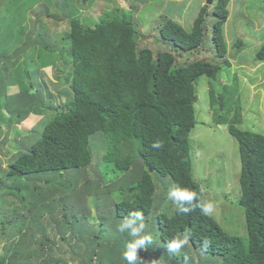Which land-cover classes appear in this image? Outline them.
Listing matches in <instances>:
<instances>
[{"label":"trees","instance_id":"obj_1","mask_svg":"<svg viewBox=\"0 0 264 264\" xmlns=\"http://www.w3.org/2000/svg\"><path fill=\"white\" fill-rule=\"evenodd\" d=\"M55 1L63 12L55 20H68L70 24L67 36L70 49L66 51L65 47H60L59 60L63 63L54 67L58 79L69 85L67 91L71 100L65 111L47 123L28 152L20 153L8 174L21 182L31 175H49L52 181H49L48 193L44 197L39 193L29 196L33 206L42 203L46 197L54 199L58 194L71 193L61 201L64 206L68 199L76 198L74 192L81 203L87 201L88 195L96 202L97 222H89L85 212L87 206L64 210L63 221L66 220L64 225L70 236H67L69 239L62 236L63 241L70 240V252L64 254L65 258L71 257L78 264H127L123 252L132 237L127 232H119L117 237L104 234L102 216L105 213L103 209L99 210L98 203L108 199L113 204L108 210L112 228L126 216L140 211L147 225L146 234L165 246L161 248L164 251L156 252L149 245L151 241L146 242L138 249L143 264H264V134L238 127L244 120L241 109L236 106L239 102L237 90L231 84L221 82L225 69L231 66L226 58L227 46L223 37L231 0H218L217 9L212 12L217 18L212 35L208 28L211 17L208 5L200 10L190 31L162 15L163 23L157 25L161 47L156 53L140 46L144 34L136 14L148 0H123L119 2L122 4L119 8H103L101 20L93 26L84 25L79 17H73L74 0ZM2 7L3 2H0V20L4 13ZM44 11L49 15L47 9ZM17 13L18 9H10L12 16ZM8 20L12 17H3L0 28V48L6 47L0 54V79L6 77L0 84L3 93L11 85L12 72L15 73L9 66L12 57L16 55L14 65L20 60L17 57L20 53L16 54L12 47L13 55L8 53L13 29L9 26L14 23L6 22ZM36 23L40 26L33 30L35 34L20 44L23 47L21 53L30 52L26 59L30 58L32 64L35 63L33 67L38 69L47 63H36L34 55L43 52L44 46L51 54L57 49L51 48L53 43L49 39H39L44 36L40 32L44 25L41 18ZM36 31L39 32L37 35ZM205 46L213 53L211 58L194 59L182 66L179 58L185 54L195 57ZM236 46L242 47L243 42L239 41ZM255 60L264 62V45L256 52ZM202 77L208 80L209 104L215 122L227 125L229 133L239 143L240 204L245 209L247 238L226 232L213 216L203 214L199 208L188 212H180L176 207L166 212L157 210L155 180L159 175L169 176L173 186L185 187L204 199L201 184L193 174L191 149V133L197 125L194 98L198 97L197 85ZM20 90L21 95L28 93L22 84ZM33 99L21 121L31 114L44 116L51 108L44 100ZM47 116H44L45 120ZM99 135L104 136L106 142L102 160L108 166L112 165L113 175L119 177L107 186H102L104 172L96 168L95 179L88 174V168L94 164L91 138ZM156 141L162 142L163 147L153 148ZM82 176L88 181L86 196L85 193L82 196L79 188ZM9 189L19 199H26L28 189ZM124 189L132 199L126 196L112 199L114 193L121 194ZM21 216L1 225L8 240L21 233L26 225L27 215ZM52 219L57 226L60 224L56 217ZM8 229L13 232L7 233ZM177 236H187L188 243L182 247V255L175 257L167 251L168 243ZM49 245L50 239L46 238L42 249L47 247L49 252H54V244ZM48 258L42 264H54L52 256ZM4 259L0 258V263Z\"/></svg>","mask_w":264,"mask_h":264},{"label":"rangeland","instance_id":"obj_2","mask_svg":"<svg viewBox=\"0 0 264 264\" xmlns=\"http://www.w3.org/2000/svg\"><path fill=\"white\" fill-rule=\"evenodd\" d=\"M122 1L89 0L85 3L84 0H74L76 7L73 8L72 14L73 17H79L84 25L93 26L101 20L103 8L114 10L121 7L122 4L119 2L122 3ZM0 2H3L1 9L4 10L1 17L9 15L12 20L6 22H14L9 26L10 28L13 26V29L11 45L9 48L7 47V49H10L8 53H12L11 47L15 49L16 54L17 52L20 53V55H17V57H20L18 63L14 65L15 55L9 64L15 72L14 74L12 72L9 84L15 85L19 90L22 84V88L28 90L25 95L18 94L10 97L9 94H5L4 98H0V105H7L11 110L9 111L10 114H13L10 119L9 115L6 116L7 123L5 125H0V136L3 138L8 137L0 143V258H5L4 262L0 264H42L44 260L49 259V255L52 256L54 264H57L56 262L58 264H78L79 262L71 259L70 254L69 259L64 256V254L70 252V240L63 241V237H70L67 233V225H64L66 220L63 221L65 218L64 210L73 207L82 209L81 207L87 206L85 212L89 217V222H97V210L94 208L96 202H92L91 196L88 195L87 201L81 203L80 198H77L78 195L74 192L76 198L74 200L68 199L64 206H62L61 201L63 198L67 199L71 193H66L64 196L58 194L54 199L46 197L45 200H42V203L33 206L29 196L39 193L44 197L48 193V184L51 180L48 178L49 175H31L29 179L25 180L23 178L21 182L17 177L8 174L11 164L18 158L20 153L28 152L29 148L38 140L47 123L61 113L62 110L65 111L66 104L71 100L67 91L69 85L58 79L54 67L56 64L61 65L63 63L59 60L60 47H65L66 51L70 49L67 40L70 33V24L68 20H58L59 22L55 20V17H61L63 14L55 0H47L46 3L43 0H0ZM205 4L206 0H148L146 4L139 7L136 14L139 28L144 34L140 46L149 48L156 53L157 49L161 47L158 41L160 36L157 30L159 26L157 25L163 23L161 22L162 15L173 19L175 23L190 31ZM217 4L218 0H214L213 5H210L209 35H212V28L217 23V18L212 13L216 11ZM13 7L18 9V13L12 16L10 9ZM178 8L179 10H177ZM45 9H47L49 15L44 11ZM230 12L231 15L223 25V37L227 46L226 58L231 66L229 69H225L221 82L231 84L237 90L239 102H236V106L241 109L244 120L243 124L238 125V127L241 130L264 134V62L259 63L255 60L256 52L264 43V0H234ZM2 18L0 28L3 23ZM40 18L41 24L44 25L42 27L44 31L40 29V32L44 36L39 37V39H44V41L49 39L53 43L51 48L57 49V51L51 54L44 50L45 46L42 47V54H40L41 52L36 53L34 60L36 63L37 61L40 63L44 61L47 66L37 69L33 67L35 63L32 64L30 58L26 59L28 53H21L23 47L20 43H26L29 36L35 34L33 30L38 25L40 26L39 23H36ZM38 33L36 31V35ZM239 41L243 42V46L240 48L236 46ZM14 44L16 45L13 46ZM5 48L4 46L0 48V54ZM28 55H30V52ZM212 55L209 46H205L195 57L185 54L179 60L184 66L185 63L194 59L199 61L208 60ZM5 78L0 79V84ZM197 90L198 99L195 103L197 125L191 133L193 174L201 184L204 200L212 204V211L209 215L213 216L226 232L247 238L245 209L240 204L242 166L239 143L229 133L227 125H218L215 122L209 104V85L206 77L199 80ZM37 91H39V94H37ZM33 98L39 100V102L44 100L45 105L48 104L51 108L44 115H48L46 120L44 116L33 115L30 122L32 125L27 128L30 125L29 117L28 120L24 119L23 124L19 122L24 118H21V116L25 115L30 108L28 103L30 101L34 102ZM14 107L20 109L17 112H12ZM12 123L19 124V126L12 127ZM24 125L27 126L22 128ZM91 145L94 152V164L88 168L89 177L97 178L95 172L97 168L104 172L103 178L105 179L102 186H107L119 177L113 175L112 165L108 166L102 160V152L106 149L104 136L92 137ZM71 175L73 176V174ZM80 179L79 188L82 190V196L84 193V196H86L87 178L82 176ZM155 181L157 185V210L159 212L174 210L173 202L167 198L169 189L173 187L171 178L159 175L158 180ZM9 187H21L19 191L25 188L28 189V194H25L27 195L26 199L21 200L16 195L11 194L12 191ZM123 196L132 199L126 189L121 194L114 193L112 199L117 200ZM112 205V201L108 199L104 203L102 200L98 203L99 210L103 209L102 211L105 213V216H102L104 218L103 222H105V226H103L104 234H113L117 237L120 232L118 226L114 225L112 228V223L109 220L108 210L111 209ZM29 210H32V213ZM22 214L27 215L26 225L21 229V233L15 234L8 240V236L3 234L1 225L13 221ZM52 217H56L57 221L60 222L58 226L56 222H53ZM10 232L13 231L8 229L7 233ZM97 233H100V231H97ZM46 238L50 239L49 246L54 244L55 253L49 252L47 247L44 250L42 249ZM152 238L153 241L148 244L156 252L164 251L161 249L165 247L163 243L154 239V236ZM183 248L174 253L175 257L182 255ZM169 253L172 254V252Z\"/></svg>","mask_w":264,"mask_h":264},{"label":"clouds","instance_id":"obj_3","mask_svg":"<svg viewBox=\"0 0 264 264\" xmlns=\"http://www.w3.org/2000/svg\"><path fill=\"white\" fill-rule=\"evenodd\" d=\"M152 147L158 149L163 147V144L160 141H156L152 144ZM167 198L173 202V205L180 212H188L190 210H194L195 208H199L203 214L207 215L212 211V204L210 202L197 197L195 192L185 187H171L168 191ZM146 228L147 225L145 223L144 215L140 211H136L131 213L129 216H126L118 225V230L120 232H127L128 235L132 237L131 241L126 246V250L123 252V259L127 261V264H138V260L140 261V264H143L142 260L138 256V249L145 246L146 242L153 241L152 236L150 234H146ZM187 243V236L174 237L168 243V251L172 253L178 252Z\"/></svg>","mask_w":264,"mask_h":264},{"label":"crops","instance_id":"obj_4","mask_svg":"<svg viewBox=\"0 0 264 264\" xmlns=\"http://www.w3.org/2000/svg\"><path fill=\"white\" fill-rule=\"evenodd\" d=\"M233 1L234 0L230 1L229 7H228L229 12L231 10V6H232V2ZM182 8H184V7H182ZM177 10H179V8ZM230 15H231V12H230ZM176 22H178V21H176ZM179 22H181V21H179ZM262 45H264V43ZM0 91H1L0 92V98H4L5 94H9L10 97H13V96L18 95V94L21 95L20 94L21 90H19L17 87H15V85H9L7 87V90H5L6 92H4V93H3V89L2 88H0ZM4 100H7V99H4ZM19 109L20 108H18V107H14L12 112H17V110H19ZM9 111H11V110H10V108L7 105H0V125H5V123H7V119H6L7 115H9V119L12 117V114H10ZM33 115L34 114L29 115L30 119L29 120L27 119L29 121V123L31 122V119H32ZM23 121H21L19 123L23 124ZM8 122H10V121H8ZM11 125H12V127L19 126V124L16 125L15 123H12ZM31 125H32V123H30L29 127H27V128H30ZM25 126H27V125L22 126V128L25 127ZM27 130L29 131L30 129H27ZM7 138H8L7 136H5L4 138L2 136H0V139H1L0 143L4 142Z\"/></svg>","mask_w":264,"mask_h":264},{"label":"water","instance_id":"obj_5","mask_svg":"<svg viewBox=\"0 0 264 264\" xmlns=\"http://www.w3.org/2000/svg\"><path fill=\"white\" fill-rule=\"evenodd\" d=\"M89 0H84V2H88ZM214 3V0H206V5L210 6V5H213ZM180 54V51L178 52ZM194 102H197V98H194ZM95 206V204H94Z\"/></svg>","mask_w":264,"mask_h":264}]
</instances>
